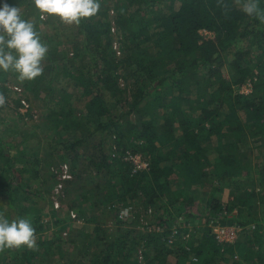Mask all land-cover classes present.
Returning a JSON list of instances; mask_svg holds the SVG:
<instances>
[{"label": "trees", "instance_id": "1", "mask_svg": "<svg viewBox=\"0 0 264 264\" xmlns=\"http://www.w3.org/2000/svg\"><path fill=\"white\" fill-rule=\"evenodd\" d=\"M224 2L227 12L217 0H99L95 16L66 25L41 19L32 0H0L50 49L32 81L0 71V214L38 235L34 249L0 251L1 264H264V23ZM72 29L75 41L63 36ZM62 80L80 95L56 89ZM22 98L41 110L39 125L17 114ZM126 153L146 169L133 172ZM62 165V204L82 225L56 219L41 240L38 199ZM142 219L151 231L135 230ZM217 225L244 240L218 242Z\"/></svg>", "mask_w": 264, "mask_h": 264}, {"label": "clouds", "instance_id": "2", "mask_svg": "<svg viewBox=\"0 0 264 264\" xmlns=\"http://www.w3.org/2000/svg\"><path fill=\"white\" fill-rule=\"evenodd\" d=\"M32 3L41 19L51 16L66 25H79L100 9L99 0H32ZM234 3L248 17L264 23V9L259 6V0H234ZM217 6L225 12L230 10L224 0H217ZM47 52L48 47L41 42L34 23L21 17L20 7L0 6V71L11 70L20 81H32L43 74L41 62ZM4 103L5 97L0 95V106ZM36 246L35 229L29 219L10 222L0 214V251Z\"/></svg>", "mask_w": 264, "mask_h": 264}, {"label": "rangeland", "instance_id": "3", "mask_svg": "<svg viewBox=\"0 0 264 264\" xmlns=\"http://www.w3.org/2000/svg\"><path fill=\"white\" fill-rule=\"evenodd\" d=\"M200 34H201V36H202V38L204 40H207V39L212 38V34H204L202 32H200ZM63 36L67 40L75 41V39L78 37V33H77V31L75 29H72L70 31H66L63 34ZM48 50H50V49L48 48ZM42 61H43L44 64H46V62H47L46 61V57H44V59ZM76 65L79 67L81 65V62H78ZM223 75H224V77L227 76V72L225 70H223ZM62 82H63V80H62ZM14 88H17L18 91H19V86L16 85V87H14ZM57 88H63L68 93L72 92V94H74L76 96H79L80 95L79 92L75 88H73L72 85L68 81H64L60 85L56 86V89ZM237 92L238 93H241V94H247V93H249L250 92V84L249 83H246V84L240 86L239 87V90ZM22 99H24V98H22ZM23 101H25V99ZM25 103L27 104L28 107L27 108L19 107L16 110L17 114L20 117H23V120L24 121H27L30 124L31 122L29 120V117L26 116V114H28V112L31 111L29 113L32 115L33 121L36 122L37 125H39L40 123H38V122H39V120H41L40 119V115H41L40 114L41 113L40 111L41 110H38V108L35 107V104H34V107H31L30 103H28L27 101H25ZM39 129H41V128H39ZM40 133H42V132H40ZM86 178L88 179V181H90V180L93 179V176L92 175L91 176H87ZM178 182L174 183L173 185L171 184V185L174 188H176ZM196 189L198 191L200 190L199 187H197ZM51 191H50L49 196H48L49 197L48 198V201L46 200L47 198L46 199H43V200H39L38 199L39 207H43L44 208V214L42 215V217H41L42 219L40 220L39 224H41L44 228H46L45 232H43V234L40 237L41 240L47 238L48 236L51 237L50 239H53L52 236H54V233L58 231V228H56L54 226V222H55L56 219H64V220L65 219H67V220L69 219V225H70V227H73V228L74 227H80L82 225V222L81 221H78V220L75 221L76 214L75 215H72V212H71V213L68 214L69 215V217H68V215H67V208H66V206L64 204H62V201L66 198V195H65V193H66V186H65V184H64V188H63L62 195H61V197H59L60 199L59 200L57 199L59 207L56 210L53 207V203L52 202L54 200H52ZM38 192L40 193L41 196L45 197V195H43V192L42 191L38 190ZM222 201H223V203L226 201L225 195H223ZM49 202H50V205L48 204ZM51 203H52V206H51ZM199 210H202V205H201V207H200ZM139 223H140V225L139 226H136L135 227V230L136 231H144V230H146L144 225H146V224L149 225L151 223V221L150 220L149 221H144V219H142V220H139ZM182 223L183 222L178 223V225H176V227H184V225H182ZM125 225L127 226V225H130V224L127 223ZM106 226H107V228L111 227V222L110 221L106 222ZM218 226L219 225L212 226L211 227L212 234H214L215 237H217V234H216L217 233V229L220 228ZM186 227L188 228V226H186ZM222 228L224 229V235H222L220 237V240H225L224 242H228V243H235V242L243 241L244 240V234L245 233L243 231H241V230H239L237 228H234V227H222ZM60 229H63V227H60L59 230ZM62 231L63 232H62V235H61L60 238L59 237L56 238L57 236H55V242L57 244H61V241L60 240H62V238L64 239L65 236H66V234H67L66 233L67 230H62ZM37 236L38 235H36V239H37ZM216 240H217V238H216ZM218 242H223V241H218ZM63 249H66V247L63 246ZM50 253H52V252H50ZM42 258H44L43 257V254H42ZM53 259H54V261H57L58 260L55 256L53 257ZM139 261H140V259L138 257V262ZM169 261L170 262H174V258L173 257H169ZM0 264H1V262H0Z\"/></svg>", "mask_w": 264, "mask_h": 264}, {"label": "built area", "instance_id": "4", "mask_svg": "<svg viewBox=\"0 0 264 264\" xmlns=\"http://www.w3.org/2000/svg\"><path fill=\"white\" fill-rule=\"evenodd\" d=\"M200 32H202L204 34H210V33L203 31V30ZM14 90L18 91L17 88H14ZM21 107H23V108L28 107L27 104L25 103V101H23V100L21 101ZM124 160L132 163V165L134 167L133 172L146 169V167H147V164L141 159V156L138 154L131 155L129 153H126ZM55 175H56V184L53 186V189L51 191V195H52V200H54L52 202L53 207L56 210L59 207L57 199L59 200V197H61V195H62L63 188H64V182L71 179L69 167L67 165H62L55 172ZM148 213H149V211H148ZM132 215H133V211L130 207L120 208L118 213H117L118 218L124 223L130 222L133 218ZM144 226H145L146 231H151L150 224L149 225L146 224ZM218 227H220V228L217 229V233H216L217 237L216 238L218 241L224 242L225 240H220V237L222 235H224V229L221 226H218ZM139 259H141V257H139Z\"/></svg>", "mask_w": 264, "mask_h": 264}]
</instances>
